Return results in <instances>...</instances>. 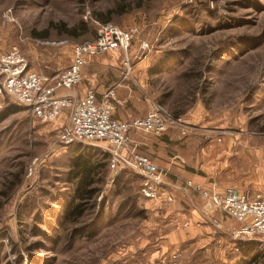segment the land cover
Here are the masks:
<instances>
[{"label":"rangeland","instance_id":"374dc122","mask_svg":"<svg viewBox=\"0 0 264 264\" xmlns=\"http://www.w3.org/2000/svg\"><path fill=\"white\" fill-rule=\"evenodd\" d=\"M101 23L135 30L127 53L94 56L129 60L125 81L137 88L131 110L160 107L181 119L159 135L132 131L129 149L151 159L175 156L205 184L174 181L166 169V189L187 191L179 228L164 204L141 194L137 171L108 166L84 216L67 225L61 217L73 191L72 158L86 147L110 155L112 147L103 140L64 145L68 109L42 122L0 95V264H264V235L242 237L237 221L219 210V223L193 200L209 201L201 190L227 187L264 194V0H0V55L17 47L31 70L53 75ZM74 27L73 35L61 33ZM155 66L160 72L150 74ZM173 229L191 236L166 249Z\"/></svg>","mask_w":264,"mask_h":264},{"label":"built area","instance_id":"2783aa9c","mask_svg":"<svg viewBox=\"0 0 264 264\" xmlns=\"http://www.w3.org/2000/svg\"><path fill=\"white\" fill-rule=\"evenodd\" d=\"M134 33L133 29L124 30L113 23L99 24L95 39L75 45L71 63L53 75H41L31 70L28 60L13 47L0 55V95L11 96L42 122L55 121L68 109V122L61 128V142L64 145L108 142L112 147L111 170L115 172L124 166L134 169L142 176L141 194L155 199L166 187V170L150 157L130 150L129 136L134 130L159 135L181 119L166 116L162 108L155 107L143 117L119 120L114 116L118 103L115 87L108 89L99 102L92 89L84 96L73 93L82 82V68L89 58L110 50L127 53ZM147 46L143 44V47ZM201 194L240 224L238 235L250 239L264 235V194L243 192L235 187H227L221 192L201 190Z\"/></svg>","mask_w":264,"mask_h":264},{"label":"crops","instance_id":"0c3cea01","mask_svg":"<svg viewBox=\"0 0 264 264\" xmlns=\"http://www.w3.org/2000/svg\"><path fill=\"white\" fill-rule=\"evenodd\" d=\"M116 51L120 50H110L108 53H114ZM130 64L131 63H129V60L118 61L109 59H96L95 57L89 58L87 64L82 68V82L78 85L73 93L77 94L78 96H84L88 90L92 89L96 93V98L99 102L102 99L103 94L108 89L115 87L118 103L116 105L117 107L115 109L114 116L120 120H128L131 118L144 116V114L141 112L137 113L136 111L131 110V105H129L132 103V99L135 97L137 91V88L135 87V81L134 83L125 81L127 75H129L128 70L131 68ZM126 106L128 108L126 111H120V108H126ZM153 159L160 167H163L165 170L167 169L169 171L171 169L174 171V173H172L173 177L170 175L174 181L179 182L186 179L197 184H205V181L201 180L200 176L192 174L191 172L182 168V165L179 163V161H176L175 156L166 154L164 158L154 156ZM169 186L170 187H168V189H166V187L164 188L165 191L161 193L159 198L152 199L151 201L161 205L164 204L163 206L165 207V210L162 212L166 214V218L172 217L173 219H177L179 228H181V221L183 222L182 224H185L186 222L184 204L187 206V191L180 188L176 189L173 187L174 185L170 183ZM191 192L195 193L193 191ZM164 199L166 200V203L161 202ZM193 200L199 204L198 210L200 212L208 211V213L212 215L213 213H216L219 223H221V218L219 217L223 216L224 218H229V216L223 212L222 213L224 215L221 213V216L219 214L221 211L219 212V210L215 208L209 201H204L202 198H200V196H194ZM192 216H195V221L197 224H199L196 214L193 213ZM214 216L215 215H213V217ZM190 224L191 222L188 223V225ZM199 226L202 227V224H199ZM201 233H203V229ZM190 236L191 235L185 234L181 229H178V231L173 229L172 234L166 233V249L169 243L183 242L185 241L184 239H187L186 237L189 238Z\"/></svg>","mask_w":264,"mask_h":264},{"label":"trees","instance_id":"16d2710c","mask_svg":"<svg viewBox=\"0 0 264 264\" xmlns=\"http://www.w3.org/2000/svg\"><path fill=\"white\" fill-rule=\"evenodd\" d=\"M124 10H126V8H123L122 11ZM97 18L102 22L109 21L108 16L98 15ZM77 27L82 29L86 28L83 21H81ZM77 27L70 29L64 28V31H61V33L73 35L76 33ZM41 37H49L48 30H45ZM159 72L160 70H158L157 66L149 70L150 74ZM109 160V153L92 147H86L72 158L68 180L72 182L73 191L61 217L67 225L78 223L88 209L91 200L95 199L98 192L95 185L100 180L99 177H104L106 175Z\"/></svg>","mask_w":264,"mask_h":264}]
</instances>
